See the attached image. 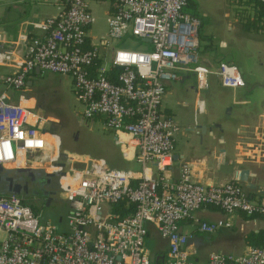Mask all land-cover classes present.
Instances as JSON below:
<instances>
[{"label":"built area","instance_id":"built-area-1","mask_svg":"<svg viewBox=\"0 0 264 264\" xmlns=\"http://www.w3.org/2000/svg\"><path fill=\"white\" fill-rule=\"evenodd\" d=\"M44 1L58 3L59 9L29 22L41 35L28 39L20 56L0 51V65L11 68L2 76L0 91V166L54 174L56 190L69 204L66 230L41 221L18 195L0 194V264H154L144 248L145 223L167 242L163 264H194L178 223L196 209L212 205L227 215H264V196L251 199L238 183L204 185L192 179L186 163L174 180L162 173L171 165L178 131L175 120L160 110L166 84L191 73L199 91L207 89L209 75L226 88L244 85L235 65L200 62V22L184 10L186 0H111L113 9L100 37L88 30L93 23L89 3L101 0ZM259 2L264 5V0ZM125 33L147 38L148 49L117 48L107 57L101 54ZM34 69L70 77L81 116H102L105 128L130 136L140 168H115L102 158L68 152L59 166V141L53 135L47 138L45 119L27 103L24 92ZM254 146L262 148L261 143ZM260 155L264 157V150ZM153 163L156 175L150 172ZM120 200L132 210L113 219L109 206ZM196 224L204 234L230 226L221 219ZM205 264H264V244L240 255L211 252Z\"/></svg>","mask_w":264,"mask_h":264},{"label":"crops","instance_id":"crops-1","mask_svg":"<svg viewBox=\"0 0 264 264\" xmlns=\"http://www.w3.org/2000/svg\"><path fill=\"white\" fill-rule=\"evenodd\" d=\"M101 1L105 3L102 11L105 22L106 15L113 9V3L111 0ZM58 9L59 4L53 1H2L0 51H11L13 57L20 56L28 39L41 35V32L33 28L29 22L54 15ZM91 26L88 30L90 35ZM227 26L232 34L209 35L203 39L200 21L199 60L209 67L215 66L219 61L235 65L244 85L235 89L226 88L220 85L217 77L209 75L207 89L199 91L195 87L191 73H183L179 78L166 84L160 110L175 120L178 131L174 135L171 165L162 173L168 179L174 180L178 176L180 165L186 163L191 169L192 179L208 185L226 181L236 183L234 180L236 171L245 168L254 173V177H249V180L256 187L251 190L246 189L242 183L238 184L251 199H259L264 196V157L260 155V150L262 154L264 150L262 149L264 139L261 138L264 131V13L254 9L252 15H246L243 19L228 20ZM136 44L138 43L132 41L131 36L125 33L115 40L116 47L109 49L110 43V46L101 50V54L106 56L107 52L110 55L114 49L130 48ZM146 44L149 47L147 42ZM138 46L142 47L141 44ZM241 49L246 56L239 64L236 56ZM10 70L9 65H0V91L3 89L2 76ZM67 80L66 75L41 72L38 69L32 70L26 78L24 92L28 97L27 103L45 119L43 131L46 132L47 138L50 135L56 136L60 150L64 152L102 158L109 166L115 168L138 170L140 167L134 158L133 140L127 134H117L105 128L102 116L85 119L79 112L80 119L86 120L88 131L97 136L98 145L95 152L74 153L77 150L73 146L66 145L60 140L58 129L55 128L57 118L48 112L46 103L56 90L61 91L64 85L62 81L69 84ZM200 100L202 110L197 111V103ZM46 122H49V125H46ZM258 143L262 144V148L254 146ZM150 172L152 175L158 172L154 163L150 164ZM56 185L54 182L46 187L51 197L56 194ZM63 202L65 207L62 211L51 212L42 209L41 206V209L34 208V213L41 221H48L57 230L64 231L69 204L65 200ZM218 219L228 220L230 226L219 227L211 234H204L197 229L196 220ZM145 227L144 248L148 258L154 264H163L166 259L167 242L158 235L152 224L145 223ZM178 228L187 236L184 247L194 264H205L211 252L240 255L248 247L264 243V215L246 216L238 211L227 215L212 205L196 209L190 218L178 223Z\"/></svg>","mask_w":264,"mask_h":264},{"label":"rangeland","instance_id":"rangeland-1","mask_svg":"<svg viewBox=\"0 0 264 264\" xmlns=\"http://www.w3.org/2000/svg\"><path fill=\"white\" fill-rule=\"evenodd\" d=\"M253 3L254 0H190L189 5L184 10L190 14H196L200 18L202 23L201 33L204 39L209 35L225 36L232 34L233 32L228 30L227 21L230 19H243L246 15H252L254 7H256ZM104 4L102 1H92L90 4V12L93 17L90 33L97 37L105 33L106 25L102 13ZM131 38L135 43L138 42V38ZM116 46L115 40H113L111 41L109 49ZM134 46L137 49H141L138 44ZM134 46L131 48H136ZM107 55L108 53L106 52V57ZM245 56L244 51L242 49L239 50L236 56L237 62L242 63ZM66 77L69 84L62 81L64 85L61 87V91L56 90L54 92L53 96L46 103V108L49 110L48 112L57 118L55 128L58 129L60 140L66 145L73 146L77 150L74 153H78V151L95 152L97 150L96 145H98L96 142L97 136L88 131L86 128V120H83L82 124H80L79 112H81V105L75 100L70 77ZM46 125H49V122H46ZM78 155H82V153ZM12 171L14 170L11 169L9 172ZM33 171L44 174L41 170ZM31 188L36 190V199L33 208H42L52 212L62 211L65 207L63 195L59 191L55 190V196L51 197L48 194L49 192L46 191V185L44 183H33L31 184ZM25 204L28 205L26 201ZM45 204L48 205L45 206ZM28 206L30 208L32 207L31 205Z\"/></svg>","mask_w":264,"mask_h":264},{"label":"flooded vegetation","instance_id":"flooded-vegetation-1","mask_svg":"<svg viewBox=\"0 0 264 264\" xmlns=\"http://www.w3.org/2000/svg\"><path fill=\"white\" fill-rule=\"evenodd\" d=\"M6 177H12L13 183H19V187L17 188L16 195L28 205L33 206L35 197H36V190L31 188V184L33 183H44L46 187L51 186L55 182V175L52 174L49 177H46L44 174H40L37 171H33L32 175L27 173H18L16 171L9 172L8 170L3 169L0 171V194H7L13 192V184L9 186ZM25 185V186H24ZM15 191V190H14ZM48 191V190H47Z\"/></svg>","mask_w":264,"mask_h":264},{"label":"water","instance_id":"water-1","mask_svg":"<svg viewBox=\"0 0 264 264\" xmlns=\"http://www.w3.org/2000/svg\"><path fill=\"white\" fill-rule=\"evenodd\" d=\"M0 1H6V0H0ZM142 40H144L145 42H148L149 40L147 38H143ZM83 119H80V124H82ZM201 129H203V127H201ZM60 149V148H59ZM65 159V153L62 150H59L58 152V165L62 166V161ZM2 167L0 166V171H2ZM16 172L18 173H27L29 175H32L33 170L26 168V167H22V168H17L15 169ZM235 178L234 180L236 181V183H242L244 185V187L246 189H254V187H256V185H254L250 180L249 177H254V173H250L247 169L242 168L236 171L235 173ZM44 175L46 177H49L52 175V173H44ZM6 180L8 181L9 186H13L14 190L13 192L11 191V193L17 194V188L19 187V183L15 182L13 183V179L12 177H6ZM25 186V185H24Z\"/></svg>","mask_w":264,"mask_h":264},{"label":"trees","instance_id":"trees-1","mask_svg":"<svg viewBox=\"0 0 264 264\" xmlns=\"http://www.w3.org/2000/svg\"><path fill=\"white\" fill-rule=\"evenodd\" d=\"M1 2L2 1H0V3ZM189 2H190V0H186V6L185 7H187L189 5ZM253 5L256 6V7H254V9H256V11H257V9H259V11L264 13V5L261 2H259V0H254ZM191 15L197 17L199 19V22L201 21L200 18L196 14L191 13ZM248 25H250V24H248ZM137 43L142 45L141 49H137L136 46H134L136 48H131V47L130 48L133 49V50H145V49H148V46H147L145 41H142V40L138 39ZM30 209L34 212V208L33 207H31ZM131 210H132V206L130 204H128L125 200H120V201H118L116 203L110 204V206H109V213H110V215H112L113 219H120L123 216H125L126 214L130 213Z\"/></svg>","mask_w":264,"mask_h":264}]
</instances>
